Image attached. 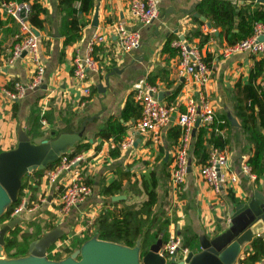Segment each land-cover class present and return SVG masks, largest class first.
Masks as SVG:
<instances>
[{"label":"crops","instance_id":"0c3cea01","mask_svg":"<svg viewBox=\"0 0 264 264\" xmlns=\"http://www.w3.org/2000/svg\"><path fill=\"white\" fill-rule=\"evenodd\" d=\"M11 1L17 0H0V152L16 146L17 132L20 127L26 129L32 112L39 113L40 129L44 131L43 137L32 142L48 139L54 130L70 129L82 131L81 142L90 146L79 154L83 156L82 162L64 172L56 185H65L81 172L92 188L91 195L67 216H55L52 229L60 227L66 234L70 226L69 230H75L81 239L94 233V222L103 210L128 205L139 207L147 200L142 183H148L153 173L157 180L158 196L155 211H163L164 215L160 218L168 221L167 242L172 237H178L200 250L199 239L195 237L217 235L226 229L234 206L247 201L255 191L264 195V172L259 178L253 174L255 179H250L243 172V166H248L246 162L253 154V144L249 139L250 132L245 131L236 116L239 99L242 98L244 105L250 103L245 98L246 87L252 85L264 89V55L237 53L224 57L222 49L228 44L219 38L222 31H236L238 21L234 13L251 0H155L159 16L147 26H142L131 14L128 0H94L93 11L79 16L82 24L77 31L79 38L68 46H64V37L60 35L58 0H28L30 4L36 1L47 12L46 15H39V19L44 20L43 28L39 30L34 27L38 32L39 54L45 72L40 88L27 91L18 100H11L8 96L14 91L13 83H29L34 67L27 56L9 63L10 50L12 44L17 43L19 29L1 10V6ZM208 24L210 27L205 30L204 26ZM117 25L139 32L138 49L124 53L118 48L114 35ZM55 26L58 37L54 34ZM195 33L207 36L208 40L202 43L201 37ZM96 34L103 35L105 42L95 47L93 58L98 62L99 70L89 72L86 82L90 94L86 96L75 84L72 59L76 54L85 53L87 43ZM170 36L176 37L172 47H176V41L184 40L197 50L208 66L209 80L203 88L195 87L188 77L181 74L178 53L170 55L163 52ZM260 63H263L262 71L258 70ZM107 76L108 84L105 81ZM147 85L154 86L158 94H163L162 102L175 105L177 113L185 112L188 97L198 103L202 98L209 101L221 127L218 135L222 137L224 148L220 150L226 154L229 172L237 178L235 183L224 187L219 193L214 192L200 178L201 164L189 151L190 166L185 182L175 192L170 182L177 143L172 136L173 130L178 127L175 122L165 127L160 140L155 142L151 134L133 129L132 122L137 119H129L125 123L124 139L132 136L133 145L127 150H121L119 146L118 154L110 155L115 145L112 140L101 142L97 136L98 130L109 118H119L128 97H133L135 90ZM176 90L178 93L174 100L169 101ZM254 109L257 113L258 107L254 106ZM209 131L205 135L208 151L214 148L206 142ZM260 131L264 134V130ZM124 173L129 178L122 180V191L112 197L103 196L102 188ZM45 175L46 171L38 184V177L33 174H29L23 182L22 200H29V208L22 214L25 219L23 223L34 217L48 218L46 211H55L58 200L56 185L49 184ZM84 219L88 220L87 225L82 224ZM257 237L255 235L253 240ZM259 237L264 238V229ZM73 245L74 242L69 245L72 246L68 247L70 251L77 249ZM252 253L251 244H245L234 264H264V257L248 261L247 257Z\"/></svg>","mask_w":264,"mask_h":264},{"label":"built area","instance_id":"2783aa9c","mask_svg":"<svg viewBox=\"0 0 264 264\" xmlns=\"http://www.w3.org/2000/svg\"><path fill=\"white\" fill-rule=\"evenodd\" d=\"M129 11L135 19L142 25L147 26L154 22L159 16L158 3L155 0H128ZM1 10L17 24L19 33L18 42L10 50L9 63L23 56H27L34 67V74L29 83H13V92L8 94L11 100L22 98L27 91L40 88L43 82L44 65L39 54V39L36 35L35 28L30 24L29 17L32 13L29 2H5ZM205 30L209 27L204 26ZM114 35L118 48L129 53L140 47V35L136 30H128L122 25L114 28ZM264 26L257 24L254 27L253 34L233 45H227L222 49L224 57L237 54L247 53L249 55H264ZM105 42V37L101 34L94 35L87 43L83 55L76 54L72 59V75L76 86L84 95L90 94V87L87 85L89 72L99 70L98 62L93 58L95 47ZM175 46L180 49V67L181 74L190 79L192 84L197 88H203L209 80V69L206 63L202 61L195 48L191 47L184 40L176 41ZM158 91L154 86L147 85L144 88H138L133 95L134 102L140 108V118L133 121V129L151 134L152 139L157 142L161 138L162 131L172 123L180 128V138L178 145L173 153L171 163L170 182L177 193L185 182L186 175L190 166L189 151L193 139L192 132L195 122L199 119V126H209L214 121V109L209 101L205 98L200 99L199 103L192 97H188L185 104V112L177 113L173 104H166L158 99ZM177 114V116L175 115ZM133 137L128 135L120 144L121 150H127L133 145ZM83 160L82 155H77L72 159L67 154L60 156L57 164L46 171L45 180L56 185L58 178L66 171L80 164ZM243 172L250 179H255L248 166H243ZM200 178L214 192L219 193L224 187L237 181L236 176L232 175L228 169V159L226 154L217 148L209 151L208 159L199 169ZM58 200L55 207L56 217L67 216L74 208L84 203L91 195L92 188L87 184L83 173H76L65 185H56ZM28 210L26 201L11 213L10 218L19 216L22 212ZM180 239L172 237L165 245V252L171 256L177 249L180 250V256L185 257L188 253L187 248L180 247ZM68 240L56 242L47 250V256L57 258L68 248ZM52 259V258H51Z\"/></svg>","mask_w":264,"mask_h":264},{"label":"trees","instance_id":"16d2710c","mask_svg":"<svg viewBox=\"0 0 264 264\" xmlns=\"http://www.w3.org/2000/svg\"><path fill=\"white\" fill-rule=\"evenodd\" d=\"M8 1V0H6ZM18 2L28 1V0H17ZM5 3V2H4ZM32 13L29 17L30 24L36 29L41 30L43 28L44 20L39 19L40 14L46 15V10L34 1L31 4ZM58 13L60 14L61 30L60 35L64 37V46H68L75 42L79 36L77 31L82 25L79 21L80 15H88L94 9V0H58ZM238 23L236 31H222L220 32L219 38L225 40L226 44L233 45L241 40L250 37L254 32V27L257 24L264 26V0L262 2H255L251 0L249 4H246L234 13ZM13 21V20H11ZM202 25V24H201ZM196 36L201 37L202 43L208 40V37H202L201 33H195ZM176 37H169L167 42L163 47V52H167L170 55L180 54V49L178 47H172V42ZM18 42V39L17 41ZM15 44V43H13ZM12 44V46H14ZM263 63H260L259 71H262ZM245 98L250 102L249 105H244L242 103V98L237 101L236 116L240 119L245 131L250 132V141L253 144V154L248 159L246 164L249 166L251 173L259 178L264 172V134L260 129L264 130V89L259 87L254 88V86L249 85L245 88ZM178 91H174L169 97V101H173ZM254 106L258 107V112H255ZM140 108L134 102L133 97H128L126 103L122 109L119 118L111 117L102 125L98 130L97 136L101 142L112 140L115 147L112 149L110 155L116 156L118 154L119 146L126 136V126L125 123L129 119L140 118ZM40 118L39 113L32 112L31 117L26 126L25 133L28 135L31 141L43 137L44 131L40 129ZM120 118L122 121H120ZM258 122V123H256ZM226 124V123H225ZM197 134L194 136V140L191 143L190 151H192L193 156L198 161L199 164L204 165L208 159L209 151L207 150L205 143V135L209 131V139L206 141L214 148L223 149L224 142L222 137L218 135V131L221 129L220 125L217 124L216 119L209 126H199ZM62 132H75L70 129H57L54 130V135L49 137L53 138ZM173 138L177 141L180 138V128L177 127L173 130ZM42 141V140H41ZM38 141V142H41ZM37 142V143H38ZM89 144L82 142L77 143L72 149H69L66 154L69 158H73L83 151L89 148ZM58 162V161H57ZM56 163L50 165L48 169L55 166ZM45 171H33L29 174H33L38 177L36 184L41 180V177ZM29 174H26L22 179V185L19 192V197L16 203H14L6 214L0 219V223L4 221H9L11 213L21 204L22 194L24 189V184L27 180ZM129 175L127 173L120 174L118 179L110 183L108 186H104L101 190V194L105 197H112L122 191L123 185L122 180L128 179ZM142 188L147 195V200L141 203L139 207L134 205L124 206L120 209H105L94 222L95 232L99 233V238L105 241H112L120 243L129 247H132L137 240V238L143 234L142 245L144 248L148 247L158 239H162L163 243H167V228L168 221L161 219L160 216L164 215L163 211H155V207L158 202V196L156 192L157 180L155 175L152 173L150 175V181L143 182ZM27 207L29 208V200L26 201ZM117 204V203H114ZM23 212L19 215L22 218ZM25 219H23L24 221ZM29 221V220H28ZM54 229V228H53ZM22 232L20 225L12 229L4 239V249L8 257H17L27 253L28 245L31 241L36 240L41 234L33 235L31 233H24L21 235L23 243L18 241L19 233ZM94 233H89L84 236V238L75 242L73 248H78L85 240L91 238ZM199 239L198 237H195ZM59 240H65V236ZM180 247L188 248L193 250L195 253L199 252L198 248L194 249V244H189V242H182L180 239ZM253 253L247 257L248 261H255L264 257V238L257 237L250 243ZM70 247V246H69ZM190 247V248H189ZM74 248V249H75ZM68 248H66L67 251ZM73 249V250H74ZM67 253L69 254L70 249ZM65 251V252H66ZM13 252V253H12ZM52 259H60L61 256L58 255L57 258L50 257Z\"/></svg>","mask_w":264,"mask_h":264},{"label":"water","instance_id":"95a60500","mask_svg":"<svg viewBox=\"0 0 264 264\" xmlns=\"http://www.w3.org/2000/svg\"><path fill=\"white\" fill-rule=\"evenodd\" d=\"M207 26L210 27L209 24ZM35 33L38 36V32ZM54 34L58 37L56 26ZM263 40L264 38H259V41ZM105 81L108 84V76ZM162 96L163 94L159 93L158 99L162 100ZM198 126L199 119L195 122L192 136ZM82 135V131L62 132L53 138L34 143L22 127L19 128L16 146L0 152V219L17 202L23 177L33 171L48 169L61 155L81 142ZM22 221L21 216H16L0 226V264H234L241 248L251 243L255 235L259 237L263 232L264 195L255 191L247 201L234 206L226 229L213 237L200 236V251H188L185 257L180 256L179 249L168 257L162 239L144 248V235L141 234L134 245L129 247L101 240L99 233L95 232L68 256L51 259L46 253L63 237L64 230L60 227L51 229L31 241L26 254L7 257L4 239Z\"/></svg>","mask_w":264,"mask_h":264},{"label":"rangeland","instance_id":"374dc122","mask_svg":"<svg viewBox=\"0 0 264 264\" xmlns=\"http://www.w3.org/2000/svg\"><path fill=\"white\" fill-rule=\"evenodd\" d=\"M68 151H70V150H68ZM46 214H47L48 218H43L41 216L40 217H34L32 219L30 218L29 221H25L24 223L22 222L21 224H19L20 225V228L22 230V232H20L19 233V236H18V241L20 243H23V240L21 238V235L24 234V233H31L33 235L41 234L40 236H42L43 235V230H46V232H47V230L49 231V229H52V226H53L52 223H54L55 220H56V218H55V216H56L55 215V211H54V213L53 212H47L46 211ZM87 221H88L87 219H84L83 222H82V224L87 225ZM6 222H8V221H4L3 223H0V226L3 225V224H5ZM74 225H76V222L75 221H74L73 226ZM69 227L65 231L67 233L66 234L64 233V235H63V236L66 235L65 236V239L68 240V246L71 245L73 242L75 243V242H77V241H79L81 239V235L75 233V230H69ZM60 241H62V240H60ZM67 251H69V250H67ZM67 251H66V253L63 252L60 255L61 258H64V257L68 256L71 253L70 252L68 254Z\"/></svg>","mask_w":264,"mask_h":264}]
</instances>
